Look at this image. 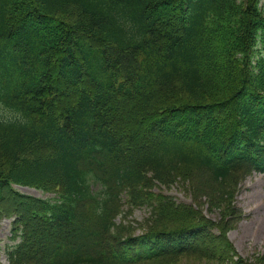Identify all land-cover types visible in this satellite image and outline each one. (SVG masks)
I'll use <instances>...</instances> for the list:
<instances>
[{
  "label": "trees",
  "instance_id": "16d2710c",
  "mask_svg": "<svg viewBox=\"0 0 264 264\" xmlns=\"http://www.w3.org/2000/svg\"><path fill=\"white\" fill-rule=\"evenodd\" d=\"M260 1L0 0V220L12 217L20 233L9 264L180 253L264 264V255H238L221 223L215 233L193 205L145 190L152 181L193 185L203 171L217 183L264 174ZM123 57L135 64L127 79ZM134 121L140 131L131 132ZM123 189L152 208L150 229L124 239L111 214Z\"/></svg>",
  "mask_w": 264,
  "mask_h": 264
},
{
  "label": "rangeland",
  "instance_id": "374dc122",
  "mask_svg": "<svg viewBox=\"0 0 264 264\" xmlns=\"http://www.w3.org/2000/svg\"><path fill=\"white\" fill-rule=\"evenodd\" d=\"M264 9V0L260 1ZM135 64L128 57L122 58L120 66L124 79L129 78L130 72ZM137 124V121H134ZM144 132V139L148 145V139L153 138V133L149 136V123H141ZM140 131L137 126H133L131 132ZM130 132V129L127 131ZM140 133L137 134L139 139ZM148 181L155 180L151 171L146 170ZM196 174V173H194ZM198 174V173H197ZM230 181L217 183L212 181L209 172L203 171L196 175L194 183L191 185L188 180L176 179L172 183L152 181L150 187L145 190L153 197L163 194L170 196L177 203L193 205L205 218L215 224L213 231L217 233L216 224L221 223L224 230L222 234L241 257L253 260L256 256L264 255V174L251 171L233 174ZM20 192L33 196L34 198L53 197L52 193L42 191L28 186L14 185ZM117 203L112 204V219L117 228H127L122 238L135 237L141 231L150 229L145 226L147 218L151 213V207L147 200L134 198L130 191L123 189L119 194ZM232 206L235 213L229 214L228 207ZM228 213V214H227ZM235 216V218H232ZM12 217L3 218L0 221V264H9L7 250L18 240L20 233L11 225ZM217 228V229H216ZM131 232V235H126ZM115 233V232H114ZM107 255H109L112 243L111 233L104 236ZM173 250V246H168ZM202 261V262H199ZM205 261L202 256H194L190 253H180L178 255L155 256L144 259L135 264H201ZM212 262L208 263L211 264Z\"/></svg>",
  "mask_w": 264,
  "mask_h": 264
}]
</instances>
